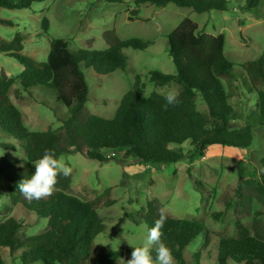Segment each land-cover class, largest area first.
Returning a JSON list of instances; mask_svg holds the SVG:
<instances>
[{
    "label": "trees",
    "instance_id": "16d2710c",
    "mask_svg": "<svg viewBox=\"0 0 264 264\" xmlns=\"http://www.w3.org/2000/svg\"><path fill=\"white\" fill-rule=\"evenodd\" d=\"M44 0H0L1 8H30L34 2ZM242 3L245 10L258 11L261 0H234ZM230 0H135L137 5L151 4L163 7L173 3L191 7L197 13L212 10H228ZM146 20L147 19H143ZM11 24L10 20L0 19ZM50 21H43L48 32ZM109 44L106 49L70 48V39L53 38L47 61L40 62L23 54L24 34L17 32L12 40L0 39V51L17 59L24 70L16 77L6 72L0 74V133L18 141L25 151L27 161L20 166L0 158V175L11 182L9 195L14 202L22 203L28 211L49 218L45 232L25 236L21 233L23 222L13 217L0 221V264H5L2 250L11 254L22 249L20 258L24 264H92L91 250L94 239L106 231L99 215L103 207L111 206V188L93 199H82L70 194L72 175L61 176L54 195L47 199L28 202L17 189L18 182L34 174L33 163L46 149L62 154L81 152L90 159H112L104 151H122L126 157H134L144 164L156 167L179 162L187 157L183 145L189 142L191 162L194 156L203 157L212 145L248 147L254 139L256 124L264 125V57L242 65L243 71L234 70V64L225 55V36L202 31L190 17L167 36L169 57L175 65V73L150 70L148 81L138 74L130 90L121 99L113 118L86 114L85 107L90 95L87 81L88 69L94 68L99 76L128 67L125 49L146 51L153 42L140 38L122 39L115 29L105 32ZM242 39L244 37L242 36ZM245 71V72H244ZM222 77L241 80L250 92L256 91L259 112L247 116L243 127L231 129L230 122L242 116L229 102ZM18 82L24 92L35 87L52 89L55 100L66 106L70 117L64 122L66 136L54 130L33 131L24 122L22 111L11 98L14 84ZM149 84L173 85L179 92L180 103L168 106L164 94L152 91L147 99L144 92ZM203 102L204 109L199 108ZM11 147L14 148L12 144ZM194 155V154H193ZM260 175H248L244 161L238 164V183L235 189V207L250 211L257 204L264 208V157ZM203 194L206 184L194 178ZM163 204L158 199L147 203L145 212L129 213L128 219L135 224L145 223L148 228L159 219ZM261 211L250 226L238 222L235 237L221 236L217 240L219 264H264V228L259 222ZM162 240L173 250L177 264H186L184 251L200 235L210 237V229L204 222L188 218L166 216ZM133 248L111 249L99 245L93 264H114L131 255ZM195 264H201L199 254Z\"/></svg>",
    "mask_w": 264,
    "mask_h": 264
},
{
    "label": "rangeland",
    "instance_id": "374dc122",
    "mask_svg": "<svg viewBox=\"0 0 264 264\" xmlns=\"http://www.w3.org/2000/svg\"><path fill=\"white\" fill-rule=\"evenodd\" d=\"M228 7L226 11L197 13L191 7L173 3L157 7L137 5L135 0H44L34 2L30 8H1L0 19L10 20L11 24L0 21V39L12 40L17 32L23 33V54L40 62L47 61L53 38L70 39V48L75 51L108 48L105 32L111 29H115L122 39L152 41L153 45L146 51L124 50L128 56L125 70L99 76L94 68L88 69L90 95L85 113L111 119L138 74L148 81L150 70L176 72L169 57L167 36L185 17L193 19L206 33L225 36V55L234 64L236 72L243 71L244 63L264 57V0L260 1L256 12L245 10L242 3L234 0H230ZM45 18L50 21L48 32L43 27ZM23 70L24 66L16 58L0 51V74L4 71L16 77ZM221 80L230 96V104L242 115L230 122V128L243 127L248 115L259 112L258 93L250 92L241 80L228 77ZM170 89L177 91L173 85L160 87L149 84L144 96L148 97L152 91L165 94ZM11 98L22 111L29 129L54 130L66 136L64 122L70 117V111L55 100L54 90L35 87L30 94L16 82ZM204 106L200 101L199 108L204 109ZM183 148L188 154L183 160L156 167L134 157H126L122 151H104L107 157L112 158L107 161L90 159L81 152L60 155L73 166L70 194L88 200L111 188V198L115 199L113 205L99 210L106 231L94 239L92 264L101 244L115 250L140 246L148 225L133 223L128 214L145 212L147 203L153 199L163 204L161 210L166 216L201 221L210 229L207 241L202 234L186 247V264H195L198 254L201 264H219L218 238L235 237L238 222L250 226L257 211L262 213L259 222L264 228L262 206L254 204L253 209L247 211L243 207H235L232 202L238 183L239 162L244 161L248 175H260L263 171L260 160L264 157V125L256 124L252 145L248 147L212 145L203 157L191 153L193 162L188 158L193 146L186 142ZM0 158L15 167L27 161L18 141L4 133H0ZM33 167L35 171L34 163ZM194 178L207 185L203 194ZM10 185L11 182L0 175V221L8 217L22 221L21 233L25 236L45 232L49 218L14 202L8 193ZM21 251L11 254L8 248H4L2 257L5 264H24L20 258ZM130 258L129 254L114 264H126ZM229 264L238 263L230 261Z\"/></svg>",
    "mask_w": 264,
    "mask_h": 264
},
{
    "label": "clouds",
    "instance_id": "9594fccd",
    "mask_svg": "<svg viewBox=\"0 0 264 264\" xmlns=\"http://www.w3.org/2000/svg\"><path fill=\"white\" fill-rule=\"evenodd\" d=\"M179 92L170 89L164 94L165 110L168 106H177L181 101ZM143 98L147 99V96ZM35 172L28 179L18 182L17 189L28 201L47 199L55 194L61 176L67 178L73 172V166L64 156L57 157L52 149H46L43 156L35 163ZM167 217L161 210L154 226L146 229V235L140 246H132L131 258L126 264H175L173 250L162 240L163 228ZM125 264V262H124Z\"/></svg>",
    "mask_w": 264,
    "mask_h": 264
}]
</instances>
